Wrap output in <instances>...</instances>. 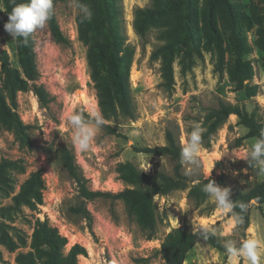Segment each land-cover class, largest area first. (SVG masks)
<instances>
[{
  "label": "rangeland",
  "instance_id": "374dc122",
  "mask_svg": "<svg viewBox=\"0 0 264 264\" xmlns=\"http://www.w3.org/2000/svg\"><path fill=\"white\" fill-rule=\"evenodd\" d=\"M155 1L120 0L125 42L133 50L129 82L135 115L133 118L121 114L106 118L108 128H102L85 152L74 146L73 130L67 120L73 112L99 111L89 76L86 46L78 38L75 17L79 10L71 6V0L54 1V14L60 29L69 39L67 45L55 42L48 27L31 36L38 83L45 87L51 100L43 107L31 90L16 93V110L22 121L31 125L29 149L19 145L13 133L0 124V160L22 159L24 166L23 170H8L9 186L0 189L1 227L15 245L13 249L9 248L0 236V264H15L17 252L29 249L37 218L47 219L67 238L66 251L75 243L86 249V255L77 256L78 264H106L114 256L122 257L125 264H164L157 251L164 235L176 227L194 231L209 226L216 229V236L223 244L227 239L264 240V202L253 199L255 203L250 205L249 226L242 238L231 214L221 213L209 197L197 206L188 198L187 188L154 196L157 228L152 238H146L119 200L97 198L87 201L85 206L90 213V221L71 210L80 203V198L76 183L59 164V147L68 146L73 151L75 162L88 179L91 189L117 192L128 186L116 172L121 162L130 161L146 173L156 170L171 173L174 162L169 157L138 152L135 147L163 145L165 133L170 130L182 148L193 123L201 124L205 130L204 150L200 156L199 175H186L187 166H182V172L191 180L189 184L209 174L213 177L223 175L226 187L245 192L262 179L259 169L251 168L244 160L256 138H244L240 146H233L235 139L246 133V128L237 123L235 114H230L212 134L206 133L209 125L207 115L219 101L242 105L258 121L264 122V45L259 42L261 28L255 14V6L260 0H230L236 29L245 43V58L251 64L250 80L241 83L232 74L234 35L230 18L219 4L214 9L215 24L224 56L221 69L216 68L214 39L206 35L202 27L205 0H194L198 41L179 47L178 57L173 62V84L170 88L161 85L159 61L152 60L150 55L154 47L164 41L162 32L178 12L156 18L144 38L139 37L132 27L134 9L152 6ZM0 9V51L6 52L10 66L20 70L16 40L4 29L8 22L4 0H0ZM206 41H210L212 50L204 48ZM184 54L194 62L189 70L182 72L178 59ZM0 76L3 87L2 73ZM246 83L257 84L256 95L245 94ZM2 90L5 93V88ZM37 169L41 171L45 184L42 203L35 208L22 205L19 209H1L12 204V196L18 192L23 180ZM183 264H229V258L226 250L213 248L206 240L199 239L187 253ZM240 264L245 262L241 260Z\"/></svg>",
  "mask_w": 264,
  "mask_h": 264
},
{
  "label": "trees",
  "instance_id": "16d2710c",
  "mask_svg": "<svg viewBox=\"0 0 264 264\" xmlns=\"http://www.w3.org/2000/svg\"><path fill=\"white\" fill-rule=\"evenodd\" d=\"M55 1V0H54ZM90 7L93 15L90 21L81 22L82 14H76V23L79 40L86 46V61L89 68V76L95 89V97L99 111L103 117L110 118L119 114L129 118L135 115V105L131 96L129 82V70L133 57L132 48L125 42L123 32V17L120 0H80ZM27 3V0H4L7 14L11 13L15 4ZM194 0H156L152 6L136 7L133 12L132 27L134 32L144 38L153 26L156 18H164L172 12L178 15L168 21L167 28L162 32V43L156 45L151 52V59L159 61L161 85L170 88L173 84V62L178 57L179 47L189 46L198 41V28L196 24V5ZM221 5L227 12L232 25L235 41V58L233 62V76L243 83L252 78L251 64L245 58L247 53L245 43L236 29L235 13L230 0H205L202 8L203 31L212 37L217 50L216 68L221 69L223 63V48L220 35L215 24V6ZM255 14L260 25L259 42L264 45V0L255 6ZM2 11L0 9V16ZM245 18L249 19L247 16ZM176 19V20H175ZM48 28L53 40L67 45L68 37L62 32L56 20L55 14L49 21ZM18 62L20 70L9 64L5 51H0V75L3 76V87L0 76V124L13 133L14 139L19 145L31 148V125L24 123L16 108V93L18 91L31 90L37 97L41 106H47L51 98L45 87L38 83V70L35 62V52L32 37L27 43L23 38L16 40ZM206 50H212L210 41H206ZM188 58V59H186ZM186 54L178 59L180 70L185 72L192 67L193 59ZM188 60V61H187ZM2 88H5L3 93ZM245 94L253 96L257 94V84L244 85ZM87 116L89 113L80 111ZM230 114H235L237 123L246 128L243 136L237 137L234 147H238L241 141L247 137L261 138L264 132V122L258 121L252 113H249L241 105L219 101L218 106L208 115L209 125L206 133L212 134L225 122ZM108 128V125H105ZM138 152H144L154 156H167L173 162L172 172L156 170L146 173L138 169L132 162H121L116 167L118 178L126 183L123 189L117 192L93 190L88 185V179L83 175L75 162L73 151L68 146L58 149V159L61 168L73 179L77 186L80 203L71 210L90 221V213L86 208V202L97 198L105 200H119L126 214L132 218L146 238H152L156 233V205L155 195H167L176 189H188L187 196L197 206L208 197L202 188L208 183L206 178H198L193 184L182 172L181 146L178 139L170 130L165 133V143L153 147H135ZM252 168V167H251ZM23 170L22 159L2 158L0 160V189L9 186L8 170ZM219 185L225 186L223 175L211 176ZM45 188L44 180L39 169L31 171L21 183L19 190L12 196V204L1 209H19L22 205L35 208L42 203V192ZM232 199L238 202L249 203L255 199L264 202V174L259 183L248 191L238 188L232 190ZM237 213L240 212L236 208ZM244 223L236 225L239 234L243 238L245 230L249 226L250 207L244 214ZM0 236L2 241L11 249L15 247L14 241L1 226ZM21 243H24V239ZM202 238V229L194 231L183 228H172L160 242L158 254L164 264H183L187 253L195 243ZM206 242L221 251H225L223 243L216 235H210ZM67 238L62 235L56 226L51 225L47 219H36L31 234L29 249L18 251L15 256V264H78V255H86V249L75 243L65 250ZM106 264H110L108 261Z\"/></svg>",
  "mask_w": 264,
  "mask_h": 264
},
{
  "label": "clouds",
  "instance_id": "9594fccd",
  "mask_svg": "<svg viewBox=\"0 0 264 264\" xmlns=\"http://www.w3.org/2000/svg\"><path fill=\"white\" fill-rule=\"evenodd\" d=\"M71 6H74L82 14L81 22L92 19L93 13L90 7L81 3L80 0H71ZM53 15L54 0H29L28 3L15 4L11 13L8 14V22L4 25V29L12 36L13 40L23 38L27 43L29 37L48 27ZM67 120L73 130L74 146L81 152L90 149L95 137L107 124L102 113L98 110H93L87 116L83 112H73L68 115ZM204 131L201 124L193 123L192 131L182 142L180 157L181 163L187 166L186 175H199L200 156L204 150ZM244 160L250 167H257L260 173L264 174V132L261 133V138L255 140ZM207 180L208 183L204 184L202 191L215 201L221 213L231 214L236 225H242L244 223L243 214L255 201L249 203L235 201L232 199L230 187L219 185L214 179H211V174ZM236 208L240 209L239 213L235 211ZM210 235H216V229L206 225L202 226V238L207 240ZM223 247L228 255L229 264H240L241 260L245 264H264V240L262 239H227L224 241ZM110 264H125V261L122 257L114 256Z\"/></svg>",
  "mask_w": 264,
  "mask_h": 264
},
{
  "label": "water",
  "instance_id": "95a60500",
  "mask_svg": "<svg viewBox=\"0 0 264 264\" xmlns=\"http://www.w3.org/2000/svg\"><path fill=\"white\" fill-rule=\"evenodd\" d=\"M251 201H253V200H251Z\"/></svg>",
  "mask_w": 264,
  "mask_h": 264
}]
</instances>
